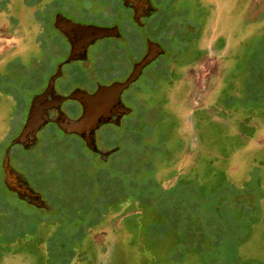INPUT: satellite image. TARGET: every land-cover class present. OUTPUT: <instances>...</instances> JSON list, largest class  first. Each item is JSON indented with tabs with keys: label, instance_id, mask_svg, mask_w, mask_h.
Instances as JSON below:
<instances>
[{
	"label": "rangeland",
	"instance_id": "374dc122",
	"mask_svg": "<svg viewBox=\"0 0 264 264\" xmlns=\"http://www.w3.org/2000/svg\"><path fill=\"white\" fill-rule=\"evenodd\" d=\"M199 1L187 22L166 21L152 38L164 42V69L176 60L194 76L211 65L204 85L217 87L202 116L174 110L175 90L157 78L151 94L145 78L139 107H155V118L98 131L99 150H120L106 165L51 126L35 149L14 147L11 168L48 209L12 196L0 171V264H264V0ZM43 11L41 0H0V163L60 61L41 51ZM221 37L229 51L214 72ZM99 59L122 67L116 53ZM64 72L57 88L86 80L76 65ZM166 96L171 109L158 106Z\"/></svg>",
	"mask_w": 264,
	"mask_h": 264
},
{
	"label": "flooded vegetation",
	"instance_id": "af4514ba",
	"mask_svg": "<svg viewBox=\"0 0 264 264\" xmlns=\"http://www.w3.org/2000/svg\"><path fill=\"white\" fill-rule=\"evenodd\" d=\"M199 3V0H186V2L184 0H41V12L44 10L41 25L44 27V30L42 29V39L43 43H48V46L45 45L46 47L41 48V51L60 61L47 76L42 90L35 95L42 96L41 108L48 122L43 124L37 131L35 136L36 144L33 147L29 149H24L22 146L14 147H19L24 151L35 149L38 144L37 134L44 130L46 126H51L63 136H71L79 140L84 149L92 157L98 158L100 162L106 165L111 162L112 157L117 155L120 150L119 147L110 151L99 150L95 142L98 131L104 127L120 128L124 118H155L154 113L157 111L155 107L144 110L139 107V96L141 95L139 85L145 78L151 94L156 90L155 84L157 78L162 83L159 84L162 88H165L167 91L175 90V96L179 102L176 104L174 110H177L179 107L187 118H194L201 110L208 108V100L212 96L211 92L217 87V84L210 87L204 85L206 78L210 76L211 65L206 68L204 64L198 63L195 66L196 71L193 74L194 76L186 75L184 71H177L175 67L179 64L176 60H173L174 62L169 68L164 69L159 66L161 62H164L162 58L166 55V51L163 48L164 45H162L164 42L163 40L160 42L152 38L155 32L158 33L157 28L164 25L166 21L171 23L173 18L180 17L183 22H187L186 18L190 16V11L193 10L192 12H194ZM97 29H106L109 31V35L101 39H91ZM198 38H194L193 40L195 46ZM155 45L163 53L146 65L141 70L139 76L125 89L118 94L109 92L104 97H96V94L101 89L125 83L135 66L142 61L150 48H155ZM228 51L229 49H227L221 37L216 47L217 60L219 59L221 62L214 67V72L222 70V62ZM109 52L118 55L119 62L122 65L121 69L125 68L123 69V73L121 69L112 72L106 68L107 65H104L105 67L100 65V54L105 56ZM220 54L223 56L222 58ZM125 60H128V63ZM92 64L95 66L93 67ZM152 64H156L154 72L152 75H147L146 70ZM72 65H76L86 73L85 82L70 88L67 87L66 89L62 87L57 88L56 84L59 81L64 82L67 78V73L64 72L65 69L70 68ZM167 69H170L168 79L165 78V71ZM53 77L55 78L53 79ZM215 80L214 83L219 82L218 78H215ZM50 83L51 87H49ZM73 93H76L78 98L66 99L62 103L58 102L60 97L67 98ZM35 96L32 97L28 105L24 124L31 102ZM217 96L215 93V100L218 101ZM171 100L173 102L174 99H169L166 96V98L158 101V106L166 104L167 109H171L173 108L169 106ZM224 100L226 99H221V103ZM84 111L89 113L87 118H97V120L95 119L97 122L92 133L94 147L93 145H88L85 141V138L91 135L90 129L85 128L81 129L78 133L68 134L60 130L54 122L59 118L77 121L79 118H82ZM136 111L138 114L136 113L137 115L134 116L133 113ZM134 127H136V124ZM1 163L0 171L4 179L5 175L1 168ZM8 192L20 202L37 210L46 211L44 208H41V204L37 206L34 203L23 201L18 198L16 193Z\"/></svg>",
	"mask_w": 264,
	"mask_h": 264
},
{
	"label": "water",
	"instance_id": "95a60500",
	"mask_svg": "<svg viewBox=\"0 0 264 264\" xmlns=\"http://www.w3.org/2000/svg\"><path fill=\"white\" fill-rule=\"evenodd\" d=\"M109 31L106 29H97L91 39H101L109 35ZM158 50V51H157ZM163 52L161 49L155 45V48L149 49L147 55L142 59V61L135 66L132 74L123 84H117L113 87L101 89L96 94V97L105 96L109 92L120 93L125 89L132 81H134L140 74L141 70L151 63L157 56L161 55ZM56 77V76H55ZM53 77V79L55 78ZM51 83L49 87H51ZM41 98L42 96L37 95L33 98L30 108L28 110L26 122L21 130V132L10 142L9 146L6 148L4 153V158L1 163V168L4 171L3 185L10 191L16 193L19 199L34 203L37 206L41 204V208L48 209L46 203L40 199V196L35 193L27 184L22 175L16 173L10 166V150L14 146H22L24 149H29L36 144V133L41 128L43 124L48 122L45 118V114L41 108ZM77 94L73 93L71 96L64 98L60 97L58 99L59 103H62L66 99H76ZM88 112L84 111L82 118L77 121H71L67 118H59L54 121L60 130L64 133H78L81 129H90L91 135L85 138L88 145H93L92 133L96 126L97 118H87ZM96 119V120H95ZM94 120V121H93ZM94 147V145H93Z\"/></svg>",
	"mask_w": 264,
	"mask_h": 264
},
{
	"label": "trees",
	"instance_id": "16d2710c",
	"mask_svg": "<svg viewBox=\"0 0 264 264\" xmlns=\"http://www.w3.org/2000/svg\"><path fill=\"white\" fill-rule=\"evenodd\" d=\"M1 213V212H0ZM0 215H3L2 213Z\"/></svg>",
	"mask_w": 264,
	"mask_h": 264
}]
</instances>
